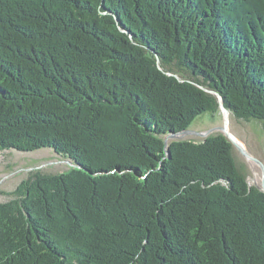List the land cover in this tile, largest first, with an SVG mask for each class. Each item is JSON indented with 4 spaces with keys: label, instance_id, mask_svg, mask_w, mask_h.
Returning a JSON list of instances; mask_svg holds the SVG:
<instances>
[{
    "label": "trees",
    "instance_id": "1",
    "mask_svg": "<svg viewBox=\"0 0 264 264\" xmlns=\"http://www.w3.org/2000/svg\"><path fill=\"white\" fill-rule=\"evenodd\" d=\"M171 73V74H170ZM264 121V0H0V151L52 148L0 203V264H264V192L197 116Z\"/></svg>",
    "mask_w": 264,
    "mask_h": 264
},
{
    "label": "rangeland",
    "instance_id": "2",
    "mask_svg": "<svg viewBox=\"0 0 264 264\" xmlns=\"http://www.w3.org/2000/svg\"><path fill=\"white\" fill-rule=\"evenodd\" d=\"M217 100L219 102V111L216 113L209 111L197 116L190 127L186 128L192 132L185 134L181 133L186 129L176 131L178 136L176 138H170L168 140V145L171 141L176 140H191L196 142L205 140L206 138L202 133L209 129L223 126L225 122V112L220 105V98L217 97ZM229 119L231 132L245 144L254 156L264 162V121L257 119H250L249 121L237 119L231 112ZM216 133L222 132L220 130H215L209 134L212 135ZM163 148L166 153L164 158H167L166 142ZM235 154L238 163L244 167L248 175L249 184L261 187L263 183V172L260 166L255 162L247 160L236 147ZM69 160L70 158L56 153L49 147L30 152H23L15 149L0 151V203L12 199L13 196L10 195V192H12L23 180L28 179L32 172L37 169H40L43 173H58L77 166L69 163Z\"/></svg>",
    "mask_w": 264,
    "mask_h": 264
},
{
    "label": "water",
    "instance_id": "3",
    "mask_svg": "<svg viewBox=\"0 0 264 264\" xmlns=\"http://www.w3.org/2000/svg\"><path fill=\"white\" fill-rule=\"evenodd\" d=\"M202 89L206 90L207 92H210V93H213V94H216L218 98H220V105L222 107V109L224 110L225 112V122H224V125L221 126V127H216V128H212V129H209L207 131H205L204 133H202V135H204L205 138H207L209 135L210 132H213L215 130H220L225 136H227L231 141L232 143L234 144V146L241 152V154L247 159L249 160L250 162H255L257 165L260 166V168L262 169V172H263V183H262V186L261 187H258L261 191L264 192V162L262 160H260L259 158H257L256 156H254L249 150L248 148L245 146V144H243L241 141H238L236 140L237 137L231 132L230 130V126H229V115H230V110L224 105V102L222 100V96L219 92L217 91H214V90H210V89H206L205 87L203 86H200ZM189 132H192L191 130L189 129H186L184 130L183 132L181 133H189ZM178 136V133L176 132H172L170 134H167L164 139H165V142H166V150H167V158H171V151L169 149V145H168V140L170 138H176ZM69 163L71 164H74L72 161H68ZM77 167H81V166H77Z\"/></svg>",
    "mask_w": 264,
    "mask_h": 264
},
{
    "label": "bare ground",
    "instance_id": "4",
    "mask_svg": "<svg viewBox=\"0 0 264 264\" xmlns=\"http://www.w3.org/2000/svg\"><path fill=\"white\" fill-rule=\"evenodd\" d=\"M230 116V115H229ZM228 119H229V117H228ZM229 121H230V119H229ZM229 126H230V122H229ZM236 140H238V141H240V139L237 137V139ZM242 142V141H241ZM243 143V142H242ZM244 144V143H243Z\"/></svg>",
    "mask_w": 264,
    "mask_h": 264
}]
</instances>
